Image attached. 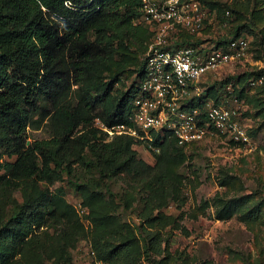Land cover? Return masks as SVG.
<instances>
[{"label": "trees", "instance_id": "16d2710c", "mask_svg": "<svg viewBox=\"0 0 264 264\" xmlns=\"http://www.w3.org/2000/svg\"><path fill=\"white\" fill-rule=\"evenodd\" d=\"M200 1L217 9L219 21L233 22L231 33L207 43L201 30L180 26L168 46L225 47L249 32L264 49V0ZM141 4L0 0V264H90L75 261L72 251L87 237L101 264H138L143 254L162 252V236L150 226L166 214L154 210L180 196V167L192 155L187 146L198 140L181 145L170 133L156 137L153 143L160 150L150 148L151 162L139 155L134 135L109 136L95 122L133 123L129 115L153 33L149 24L134 22ZM261 72L245 70L204 81L201 98L219 101L223 84L231 79L241 85V97L248 78ZM260 91L264 93V83ZM258 92L251 101L254 113L264 118V95ZM43 124L48 135L29 139L28 128ZM257 128L247 127L249 133ZM118 176L128 184L118 193L121 201L111 195L109 184ZM232 177L224 171L220 183ZM62 179L74 186L84 213L62 184L54 185ZM203 203L213 206L218 218L236 215L248 223L264 211L263 196L252 191H217ZM132 208L139 220L123 215Z\"/></svg>", "mask_w": 264, "mask_h": 264}, {"label": "rangeland", "instance_id": "374dc122", "mask_svg": "<svg viewBox=\"0 0 264 264\" xmlns=\"http://www.w3.org/2000/svg\"><path fill=\"white\" fill-rule=\"evenodd\" d=\"M206 8L205 24L198 34L208 37L210 40L207 43H213V39L231 33L229 29L233 22L227 19L219 21L217 9L207 5ZM246 36L249 40L246 53L203 76L201 85L204 87V81L211 82L228 73L237 75L245 70L262 68L261 74L248 78L245 94L240 97V108L247 127L258 128L250 133L251 140L247 143L234 141L218 133L205 136L195 146H187L192 155L180 167L183 173L180 196L170 198L167 204L156 208L155 214L162 210L166 216L161 219L158 217V221L150 226L159 230L162 236V252L149 257L143 254L138 264H158V259L161 264H264V211L260 219L248 223L236 215L218 218L214 215L213 206L203 203L204 199L217 191L227 194L252 191L255 196L260 195L264 199V118L254 113L256 106L251 101L264 83V49L260 48L259 43L253 42L255 36L252 33L248 32ZM231 81L237 93L241 85L235 79ZM258 93L264 95L261 91ZM28 133L29 139H32L46 136L49 131L43 124L37 128L29 127ZM135 147L139 155L154 161L150 148L141 142ZM224 171L233 174L227 184L219 180ZM58 184L64 186L68 199L80 208V197L74 186L65 179L57 180L54 185ZM109 184L111 195L121 201L118 193H124L125 188H128L126 180L118 176L112 178ZM137 203L135 200L134 204ZM80 212L84 213L82 210ZM123 215L127 219L139 220L135 208L126 210ZM85 220L88 222V219ZM90 245V238L87 237L72 249L75 261L101 264V261L94 259Z\"/></svg>", "mask_w": 264, "mask_h": 264}, {"label": "built area", "instance_id": "2783aa9c", "mask_svg": "<svg viewBox=\"0 0 264 264\" xmlns=\"http://www.w3.org/2000/svg\"><path fill=\"white\" fill-rule=\"evenodd\" d=\"M141 8L134 22L149 24L153 33L144 53V69L129 115L133 123L108 126L96 118V124L112 134L134 135L145 147L155 151L160 150V145L153 140L161 139L165 133L174 135L181 145L218 133L240 143L250 142L240 108L241 98L231 80L222 87L219 101L201 98L204 91L201 78L242 57L248 38L234 37L225 47L206 50L193 44L168 46L170 36L178 27L191 32L203 28L206 5L200 0H142Z\"/></svg>", "mask_w": 264, "mask_h": 264}]
</instances>
